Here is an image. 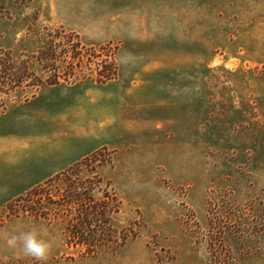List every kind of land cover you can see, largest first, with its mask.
Masks as SVG:
<instances>
[{"label": "rangeland", "instance_id": "1", "mask_svg": "<svg viewBox=\"0 0 264 264\" xmlns=\"http://www.w3.org/2000/svg\"><path fill=\"white\" fill-rule=\"evenodd\" d=\"M85 188L136 238L67 244ZM0 264H264V0H0Z\"/></svg>", "mask_w": 264, "mask_h": 264}, {"label": "trees", "instance_id": "2", "mask_svg": "<svg viewBox=\"0 0 264 264\" xmlns=\"http://www.w3.org/2000/svg\"><path fill=\"white\" fill-rule=\"evenodd\" d=\"M104 68L103 70L108 72V75H106L104 79L108 80L111 78V74H109L111 72V69H108L106 66H104ZM58 83H59L58 81L54 80V82H52L51 84H58ZM94 154H96V152L91 154V156H93ZM88 157L90 156H87L80 161H83ZM80 161L78 163H80ZM80 168H82V166ZM95 171L96 170H94L93 172ZM100 181H102L101 178L97 182ZM82 184L84 185V183ZM69 187L72 189L73 186L70 185ZM82 192L83 193L79 192L78 193L79 195H76L75 193L73 195L74 196L73 198H76L77 201H79L80 203L82 202V200H85L86 204L81 205L78 202L79 209H76L77 215L71 220L75 222V224L69 225L70 227L66 229V234L68 235L67 244H72L74 242L76 245H80L81 248H84L85 257H93L98 255L102 251H115L117 249H120L124 247L129 240L136 238L137 232H133L132 235L126 234L123 233L122 230L117 229V227H115V225L113 224L114 221L113 217L115 214L119 213V209H120L118 205L119 203L117 202L118 199L116 197V194L114 193H110V195L105 194L103 196V199H101L102 201L100 200L99 202H97L98 206L96 205L94 208H95V212L98 211L99 215L97 217H94V215H90L91 210H89V208L87 207V203L94 201L93 200L94 197L92 193H94L95 191L93 192L85 188V190ZM66 198H68V200H71L72 196L71 198L70 197H66ZM105 199H108L109 201H111V203H114L112 208L107 206L108 202ZM73 202L74 201L71 200V202L70 201L67 203L64 202V204L70 206V204H73ZM38 209L39 208L37 206H36V210L34 211L33 208H31V210H29L30 214L34 216V212H35L36 217L38 216L40 217L41 213L38 212ZM110 213H113V215H110ZM99 238L105 240L103 241L104 244L99 243Z\"/></svg>", "mask_w": 264, "mask_h": 264}, {"label": "clouds", "instance_id": "3", "mask_svg": "<svg viewBox=\"0 0 264 264\" xmlns=\"http://www.w3.org/2000/svg\"><path fill=\"white\" fill-rule=\"evenodd\" d=\"M9 244L13 247L19 245L24 256L31 257L38 262H45L54 248L53 242L45 239L41 230L35 228L21 232L18 236H12Z\"/></svg>", "mask_w": 264, "mask_h": 264}, {"label": "crops", "instance_id": "4", "mask_svg": "<svg viewBox=\"0 0 264 264\" xmlns=\"http://www.w3.org/2000/svg\"><path fill=\"white\" fill-rule=\"evenodd\" d=\"M58 120H60V119H58ZM57 120V121H58ZM108 120V119H107ZM111 120V119H110ZM9 132H11V133H13V134H19L20 132H22L23 130L19 127V126H16L14 129H12V128H10L9 130H8ZM40 160H47L46 159V157H33V156H30L29 157V159L27 160V164L28 165H33V164H35V163H38L40 166H41V168H42V166L44 165V164H42V163H39L38 161H40ZM41 170V169H40ZM40 170H37V171H35V174L36 173H38ZM30 174H34V172H32V173H30ZM37 175V174H36ZM44 179V178H43Z\"/></svg>", "mask_w": 264, "mask_h": 264}]
</instances>
